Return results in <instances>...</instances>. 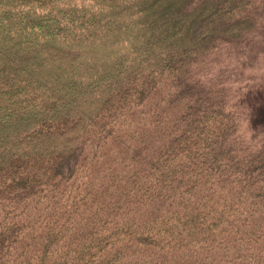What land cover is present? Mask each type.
<instances>
[{"label":"trees","instance_id":"16d2710c","mask_svg":"<svg viewBox=\"0 0 264 264\" xmlns=\"http://www.w3.org/2000/svg\"><path fill=\"white\" fill-rule=\"evenodd\" d=\"M262 42L264 0H0V264H264Z\"/></svg>","mask_w":264,"mask_h":264},{"label":"rangeland","instance_id":"374dc122","mask_svg":"<svg viewBox=\"0 0 264 264\" xmlns=\"http://www.w3.org/2000/svg\"><path fill=\"white\" fill-rule=\"evenodd\" d=\"M250 61L255 66L253 69L258 68L259 66H264V42L257 44L251 51H250ZM262 94V93H261ZM264 103V98L262 99Z\"/></svg>","mask_w":264,"mask_h":264}]
</instances>
